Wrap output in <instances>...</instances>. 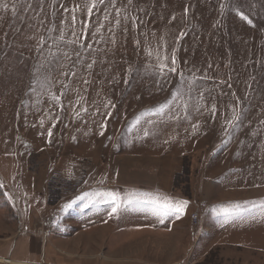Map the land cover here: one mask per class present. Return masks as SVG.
<instances>
[{"label":"rangeland","instance_id":"obj_1","mask_svg":"<svg viewBox=\"0 0 264 264\" xmlns=\"http://www.w3.org/2000/svg\"><path fill=\"white\" fill-rule=\"evenodd\" d=\"M87 2L0 0V235L28 222L77 264H264V0H116L64 44Z\"/></svg>","mask_w":264,"mask_h":264},{"label":"crops","instance_id":"obj_2","mask_svg":"<svg viewBox=\"0 0 264 264\" xmlns=\"http://www.w3.org/2000/svg\"><path fill=\"white\" fill-rule=\"evenodd\" d=\"M211 109L212 108H210L209 112H212ZM152 110L153 109H149L145 112H142L140 124L131 129L130 134L136 136L134 141H141L143 138L148 137L149 121L147 120V113L151 112ZM193 114L194 113L191 111V109H188V111L181 110L179 113V118L187 117L188 120L186 122L189 123L187 130L193 131L194 133L195 129L201 128V123L195 119L194 121H191V115ZM143 130L145 133L142 132ZM142 133L143 136H138L139 138L136 139L137 135ZM16 194L21 196L23 201H28L26 204L27 209L24 219L29 220L30 223V212L33 210V207L37 212H41L43 210L42 195L37 190H32L31 193H27L26 191L22 190L20 193ZM14 200L17 202V196H14ZM23 226L26 227L27 233L23 234L19 233V231H11L4 236L0 235V264H77L76 262L70 261L68 259V257L73 258L75 256L65 253L64 249L59 245V243H61L60 240H57V243H52V245H49L46 242L47 240L45 241V235L43 238L40 233L33 232V230H31L30 226L28 225V222L27 224L23 223ZM58 252L62 253V255H59ZM110 254H112L111 251L105 256V260L107 262L105 261L102 264H110V262L112 263L116 260V258ZM96 263L97 262L94 261V263L86 264ZM97 264L100 263L98 262Z\"/></svg>","mask_w":264,"mask_h":264},{"label":"snow or ice","instance_id":"obj_3","mask_svg":"<svg viewBox=\"0 0 264 264\" xmlns=\"http://www.w3.org/2000/svg\"><path fill=\"white\" fill-rule=\"evenodd\" d=\"M128 2H129V4H131L132 0H128ZM100 5H103L105 7L106 12H107V9L109 7H112V8L116 7V0H108L107 3H106V0H88V2L84 5V7L86 9V14H87V18L88 19L84 20V21H81V20L78 19L76 13L80 10L81 6L80 5H76L74 8L71 9L72 15H71V22H70V25H69V31L71 33L70 38L65 39L64 36L61 35L58 39L61 42H63L64 44L69 45V46H73L74 45V46H76L78 48L86 47V45H84L82 43V41L87 38L88 20H90L91 17L93 16V10L98 8ZM7 7H8L7 4L3 5V8L5 10H7ZM65 11H69V10L65 9ZM110 15H111V13H107L106 15H104L103 19L104 20H108ZM240 15H241L242 19L247 20L248 23H252L251 20H248V17L244 16L243 13H240ZM117 16H119V9H117ZM124 19L126 20L127 17H125ZM78 23L83 24V28L77 29L76 25ZM115 23L118 26L120 24V20L117 19L115 21ZM103 27H104V25L101 23L95 29V31L99 32ZM87 47L90 48L91 45H87ZM74 54L77 57V59H79L82 56V53L79 52V51H76ZM62 55H63V57H65L67 59H70V60L72 59V57L69 56L68 53H66V52L63 53ZM94 63H95V61L93 60L92 63L87 65V67L91 68ZM172 63L175 64V58L174 57L172 59ZM74 64H75V62H74ZM58 66L63 67V65L59 64V62H58ZM164 67H167V65H161V68H164ZM169 71L175 73L176 72V68L172 67V68L169 69ZM61 75L69 76V77H75L77 75V73L74 72V71H71L69 69L68 71L62 72ZM84 83L87 84L88 81L85 80ZM64 94H65L64 92H61V96H63ZM53 98L59 103L60 97L54 96ZM113 107H114V105H113ZM182 107L184 108L185 111H187V108H188L187 103H185ZM61 109L63 110V105H61ZM82 110L83 111H87V109H82ZM196 110L199 111L200 110L199 107H197ZM211 111L213 113L215 112V106H213ZM78 115H79V112H77V116ZM108 116L110 117L111 113H108ZM234 118L238 120L239 116H235ZM103 127H106V125H104ZM49 135H51V133H49ZM101 135H103V131H101ZM108 195L112 197L114 202L118 199L115 194L109 193ZM132 203H133V200L129 199L128 200V204H132ZM156 203L159 204L160 208L164 211V213H167L169 211H174V212L179 214V213L183 212L184 207H185L184 203L173 204V203L168 202V201H163V202L157 201ZM67 206L71 207V204H69ZM119 207H120L119 204H116V206H114L111 209L112 213L113 214L117 213L119 211ZM236 207H239V205H236ZM225 211H227V210H225ZM161 222H163V221H161Z\"/></svg>","mask_w":264,"mask_h":264},{"label":"built area","instance_id":"obj_4","mask_svg":"<svg viewBox=\"0 0 264 264\" xmlns=\"http://www.w3.org/2000/svg\"><path fill=\"white\" fill-rule=\"evenodd\" d=\"M195 216H196V217H195V218H196V221H198V220H199V215L196 214ZM20 231H21L20 233H23V234H24V233H27V229H26L25 226H23V224L20 226Z\"/></svg>","mask_w":264,"mask_h":264}]
</instances>
